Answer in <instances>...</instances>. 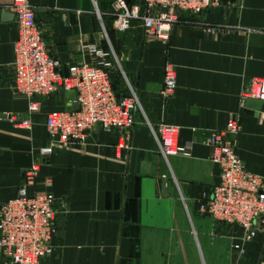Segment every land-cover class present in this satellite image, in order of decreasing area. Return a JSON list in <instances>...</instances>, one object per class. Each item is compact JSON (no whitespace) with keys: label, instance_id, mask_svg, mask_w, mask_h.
<instances>
[{"label":"crops","instance_id":"1","mask_svg":"<svg viewBox=\"0 0 264 264\" xmlns=\"http://www.w3.org/2000/svg\"><path fill=\"white\" fill-rule=\"evenodd\" d=\"M28 1L65 70L98 58L91 48L107 69L113 56L141 107L128 149L118 148L120 131L96 127L85 142L39 157L48 144L46 115L69 108L68 100L66 94L34 98L38 111L28 114V100L12 90L11 0H0V205L17 195L24 172L38 161L29 192L47 191L56 201L53 251L42 264H264L263 239L237 245L239 231L200 212L219 175L206 141L231 116L241 124L238 156L264 177V105L250 113L240 100L252 79L264 78V0H224L199 17L182 15L165 42L147 40L137 25L116 32L113 0ZM169 63L177 89L165 97ZM8 115L28 118L31 129L14 127ZM149 125L173 127L181 153L165 159Z\"/></svg>","mask_w":264,"mask_h":264},{"label":"built area","instance_id":"2","mask_svg":"<svg viewBox=\"0 0 264 264\" xmlns=\"http://www.w3.org/2000/svg\"><path fill=\"white\" fill-rule=\"evenodd\" d=\"M224 0H136L129 6L125 0H113L111 19L116 32L124 34L135 25L147 40L168 41L173 27L182 15L199 17ZM10 10L17 25L13 43V87L17 95L29 102L28 114L38 111L34 98H49L75 92L69 108L50 111L44 121L47 146L39 157H47L56 149L83 143L96 127L105 132L120 131L118 148H129V133L136 125V113L141 110L132 88L125 94L113 90L106 65L97 62L102 55L96 48L89 52L98 58L71 65L65 70L53 57L37 24L34 8L28 0H11ZM213 32L212 29H207ZM98 59V60H97ZM177 89V75L172 64L164 68L163 95L171 97ZM264 102V78H254L240 94L242 106L247 100ZM16 128L31 129L28 118L8 115ZM149 130L156 140L160 154L167 159L179 155L173 127L158 125ZM241 132L239 119L231 116L224 129L214 131L206 144L210 161L217 166L218 183L211 196L204 195L201 214L213 223L239 231L237 245H246L259 235L264 238V177L246 169L236 151V138ZM40 163L36 161L24 172L23 185L17 195L0 205V252L3 264H42L53 251L56 236L55 198L47 191L29 192L36 183ZM240 256L242 246H236Z\"/></svg>","mask_w":264,"mask_h":264},{"label":"rangeland","instance_id":"3","mask_svg":"<svg viewBox=\"0 0 264 264\" xmlns=\"http://www.w3.org/2000/svg\"><path fill=\"white\" fill-rule=\"evenodd\" d=\"M110 62H111V67L110 69L107 70V72L110 77L113 90L116 94H125L130 90L129 86L131 87V85L129 84L128 80L123 75V73L120 71V69L118 68L117 61L113 56L110 57ZM234 231L238 233L237 229H235ZM259 238L264 240V238L261 235H259L256 239Z\"/></svg>","mask_w":264,"mask_h":264},{"label":"water","instance_id":"4","mask_svg":"<svg viewBox=\"0 0 264 264\" xmlns=\"http://www.w3.org/2000/svg\"><path fill=\"white\" fill-rule=\"evenodd\" d=\"M14 18V16H13ZM10 19V18H9ZM67 96V100L68 101H74L75 100V92L70 91L68 93H66ZM264 105V102L258 101V100H247L245 102V110L246 112H258L262 109V106Z\"/></svg>","mask_w":264,"mask_h":264}]
</instances>
